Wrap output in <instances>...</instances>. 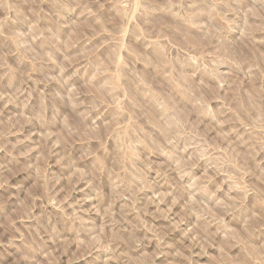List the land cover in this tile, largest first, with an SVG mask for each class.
<instances>
[{"label": "rangeland", "instance_id": "rangeland-1", "mask_svg": "<svg viewBox=\"0 0 264 264\" xmlns=\"http://www.w3.org/2000/svg\"><path fill=\"white\" fill-rule=\"evenodd\" d=\"M0 264H264V0H0Z\"/></svg>", "mask_w": 264, "mask_h": 264}]
</instances>
